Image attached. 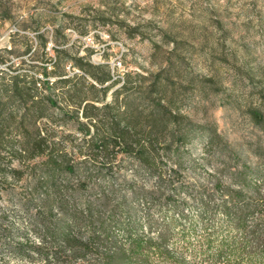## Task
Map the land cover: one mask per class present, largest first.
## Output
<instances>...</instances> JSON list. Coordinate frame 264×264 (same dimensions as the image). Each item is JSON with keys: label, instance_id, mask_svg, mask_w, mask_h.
<instances>
[{"label": "rangeland", "instance_id": "obj_1", "mask_svg": "<svg viewBox=\"0 0 264 264\" xmlns=\"http://www.w3.org/2000/svg\"><path fill=\"white\" fill-rule=\"evenodd\" d=\"M1 61L0 90L36 83L34 95L42 98L47 69L57 107L42 118L53 143L46 153L74 169L55 177L71 188L62 199L106 203L100 211L116 244H102L101 230L76 225L72 204L43 207L47 192L33 194L31 187L39 177L32 166L44 158L18 159L13 137L14 150L4 148L0 162V264H128L122 255L128 225L157 241L163 225L178 216V202L199 233L221 226L226 190L241 193L249 229L260 224L263 236L264 120L257 123L249 110L264 118V0H0ZM90 72L110 76L103 86L110 87L111 105L93 112L99 121L91 134L108 138V127L122 118L115 90L129 86L133 98L157 86L166 88L178 141L168 148L138 128L131 153L119 147L91 152L80 127L88 123L84 105H77L98 96L86 86H102ZM136 115L142 120L148 112ZM110 208L117 209L111 219Z\"/></svg>", "mask_w": 264, "mask_h": 264}, {"label": "trees", "instance_id": "obj_2", "mask_svg": "<svg viewBox=\"0 0 264 264\" xmlns=\"http://www.w3.org/2000/svg\"><path fill=\"white\" fill-rule=\"evenodd\" d=\"M47 42H42L41 47H45ZM5 65V61L0 62ZM76 67L83 69L80 64ZM46 80L44 88L48 96L45 98L34 95L39 90V86H2L0 90V162L6 159L2 150H14L15 140L18 138V159L43 157L41 165H33L32 170L38 175L37 181L31 187V193L37 194L39 191H46L47 195L42 198L43 207H50L56 203L61 210H65L68 204L74 207V219L76 225H85L94 231L101 230L105 245L116 244L108 236L109 222L102 218L100 209L109 208L105 203L100 206L97 200H85L81 202L76 197L64 202L62 196L68 193L71 188L66 184L63 186L55 181L56 175L73 172L74 169L68 164H60L53 153H46L53 147L51 136L44 130L42 124L43 117H51L50 110L57 107L51 93L56 86H50L49 73L45 69ZM96 83L102 86H86L92 94L97 97L82 98L77 101V105L82 107L83 117L88 120L87 124L80 123V127L85 129L86 137H89L90 151L93 153H105L109 147H119L124 152L131 153L134 150L132 132L139 129L146 131L149 140L153 138L158 141L162 139L166 147L171 148L178 141L176 132V120L166 104V88L152 86L150 89L138 90L132 98L129 86H121L112 93L115 104H120L124 110L120 120L112 122L108 127V138H100L99 131L91 134V129L98 127L99 118L94 111L102 112L110 109L111 105L106 102L109 86H103L110 81V76L106 73L103 76H95L90 72ZM57 76H64L58 74ZM59 82H53L57 84ZM79 94V93H77ZM162 100H157V97ZM101 104L102 106L98 105ZM148 112V116L142 120L137 113ZM249 114L257 123H262L264 118L260 111L250 109ZM141 120V121H140ZM113 139V143L112 140ZM145 154L141 146L137 151L139 161L143 160ZM7 156L13 157V154ZM18 171L13 170V175ZM229 201L221 206V211L225 221L221 226L212 229L204 228L200 233L198 226L184 214L183 206L174 202V215L170 222L163 225V231L157 241L151 237H146L138 233L132 226H127V249L123 252V257L128 264H150L154 258H159L161 264H190L188 258L194 263L191 264H264V233L259 235L260 224L254 225L250 230L247 225L248 214L243 210L241 203L245 198L240 192L226 190ZM71 206V205H70ZM116 208H110L109 218H114ZM183 221H188L183 226ZM186 224V223H185ZM184 224V225H185ZM181 225V226H180ZM179 226V228H178ZM176 230V232H174ZM47 233L52 235V229L47 228ZM241 234V236H238ZM56 235V234H55ZM54 235V237H55ZM94 237L91 238L93 241ZM173 239H176L173 242ZM65 243L70 244V238L63 237ZM174 243V244H173ZM173 244L170 249L169 245Z\"/></svg>", "mask_w": 264, "mask_h": 264}]
</instances>
